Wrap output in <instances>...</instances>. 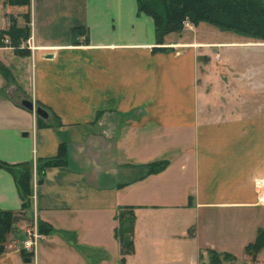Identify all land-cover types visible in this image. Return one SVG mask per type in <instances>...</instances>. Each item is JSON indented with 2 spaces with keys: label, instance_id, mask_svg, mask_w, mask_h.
Returning <instances> with one entry per match:
<instances>
[{
  "label": "crops",
  "instance_id": "obj_1",
  "mask_svg": "<svg viewBox=\"0 0 264 264\" xmlns=\"http://www.w3.org/2000/svg\"><path fill=\"white\" fill-rule=\"evenodd\" d=\"M22 12L0 0V29L4 13L23 26ZM30 18L28 54L0 43V159L55 156L64 142L67 163L33 179L31 215L46 226L36 252L9 238L0 264H208L209 250L244 262L235 244L264 228V68L241 54L264 42L200 23L159 42L137 0H31ZM0 209H21L3 168Z\"/></svg>",
  "mask_w": 264,
  "mask_h": 264
},
{
  "label": "trees",
  "instance_id": "obj_2",
  "mask_svg": "<svg viewBox=\"0 0 264 264\" xmlns=\"http://www.w3.org/2000/svg\"><path fill=\"white\" fill-rule=\"evenodd\" d=\"M3 5L16 7L23 10L25 24L18 25L17 18L12 13H4L7 26L0 29V43H3L5 36H8L11 46L18 54H28L30 51L21 48V44L26 41L31 33L30 28V5L31 0H2ZM138 11L150 15L155 24L157 40L161 42L165 34L178 32L184 28L185 21L194 25L200 22H208L217 26L222 31H232L248 37L264 41V0H137ZM9 22V23H8ZM86 27L74 26L72 33H86ZM0 70L7 73L8 69L0 63ZM39 121L42 118H38ZM67 163V148L64 142L59 144L58 152L55 156L37 158L35 161H24L19 163H9L0 159V168L9 171L15 179L19 197L21 199V209L30 211L33 206V179L42 183L45 171L50 166H63ZM161 161L149 164V169L154 171L161 167ZM158 169V168H157ZM20 209V210H21ZM16 212L12 210L0 209V253L4 250L7 236L12 229V224L17 219ZM26 213V212H25ZM21 213V214H25ZM33 217V215H32ZM119 225L117 234L122 244V253H131L134 245L131 239L134 226V212L129 207L121 208L118 212ZM38 221V220H37ZM38 223L39 231L45 232L46 226ZM264 247V228L258 230L254 242H250L245 247L247 254L253 259ZM23 254L27 252L24 250ZM211 264H222V257L215 250H209ZM232 257L224 254L223 258Z\"/></svg>",
  "mask_w": 264,
  "mask_h": 264
},
{
  "label": "rangeland",
  "instance_id": "obj_3",
  "mask_svg": "<svg viewBox=\"0 0 264 264\" xmlns=\"http://www.w3.org/2000/svg\"><path fill=\"white\" fill-rule=\"evenodd\" d=\"M198 28L199 29H202V30H207V31L208 30H212V31L214 30L215 32H221V30L217 26H215L213 24H210L208 22H204V21L203 22H200ZM9 39L10 38L8 36H5L4 37V40L5 41H3V42L10 44L11 41H9ZM253 41L254 42H257V43L264 42L263 40H259V39H255ZM10 46H11V44H10ZM256 46H258V47H255V48L252 47V49H251V51L253 52L252 57H249L248 54H246V53H242L241 55L246 60H250V62H252L253 68L256 71H258V69H261L263 71V68H264V46L262 47L261 44H257ZM25 212L22 209L19 210L18 212H16L17 219L14 220V222L12 224V229L9 232L8 236H7V240L10 238V240L14 244H16L17 246L22 245V240L27 237V233L25 231V228L28 227V226H31L33 224V222H34V217H32L31 212L30 211H25ZM21 213H25V214H21ZM242 237H245V234L242 233ZM246 239H249V238L247 237ZM244 241L245 240H240L239 241V244L236 243L235 244L236 245V248L243 249V247H244V250H245V247L247 245L243 246V244H242L239 247V245L241 243H243ZM247 241H250V240H247ZM254 241L255 240H252V242H254ZM248 243H250V242H248ZM245 253H246V251H245ZM223 260H222V264H234L232 257L225 258L224 263H223ZM208 264H211L210 255H209V262H208ZM238 264H255V263H254V259L252 258V256L250 254H247L246 253L245 258H244V262L239 261ZM258 264H264V258L261 259L258 262Z\"/></svg>",
  "mask_w": 264,
  "mask_h": 264
},
{
  "label": "built area",
  "instance_id": "obj_4",
  "mask_svg": "<svg viewBox=\"0 0 264 264\" xmlns=\"http://www.w3.org/2000/svg\"><path fill=\"white\" fill-rule=\"evenodd\" d=\"M184 24L188 27L192 26L189 21H185ZM27 46L31 48L34 47L32 40L27 41ZM25 231L27 233V237L22 240V248L29 253H35L39 240L42 237V233L39 231L37 222L34 221L31 226L25 228Z\"/></svg>",
  "mask_w": 264,
  "mask_h": 264
},
{
  "label": "water",
  "instance_id": "obj_5",
  "mask_svg": "<svg viewBox=\"0 0 264 264\" xmlns=\"http://www.w3.org/2000/svg\"><path fill=\"white\" fill-rule=\"evenodd\" d=\"M49 57H51V54H48ZM22 105L30 110H34L36 114H38L41 117H47L48 112L41 106H35L34 102L28 98L22 99ZM30 258H25V260H29Z\"/></svg>",
  "mask_w": 264,
  "mask_h": 264
}]
</instances>
